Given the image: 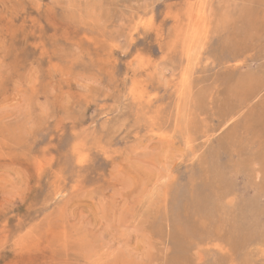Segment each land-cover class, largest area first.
Masks as SVG:
<instances>
[{
    "label": "rangeland",
    "instance_id": "rangeland-1",
    "mask_svg": "<svg viewBox=\"0 0 264 264\" xmlns=\"http://www.w3.org/2000/svg\"><path fill=\"white\" fill-rule=\"evenodd\" d=\"M0 264H264V0H0Z\"/></svg>",
    "mask_w": 264,
    "mask_h": 264
},
{
    "label": "bare ground",
    "instance_id": "bare-ground-1",
    "mask_svg": "<svg viewBox=\"0 0 264 264\" xmlns=\"http://www.w3.org/2000/svg\"><path fill=\"white\" fill-rule=\"evenodd\" d=\"M210 8V7H209ZM230 8V7H229ZM202 10V9H201ZM208 11V10H207ZM202 12V11H201ZM200 12V13H201ZM212 12V11H211ZM240 12H242V11H240ZM200 16H201V14H200ZM228 17V16H227ZM230 17V16H229ZM197 22V21H196ZM196 25V24H195ZM200 33V32H199ZM195 36V35H194ZM197 38V37H196ZM190 54H191V52H190ZM202 59V58H201ZM251 80V79H250ZM260 91V90H259ZM234 117V116H233ZM186 123V122H185ZM188 135V134H187ZM168 136V135H167ZM157 138V137H156ZM158 138H160L159 136H158ZM169 138V137H168ZM197 151V150H196ZM196 153V152H195ZM152 193V192H151Z\"/></svg>",
    "mask_w": 264,
    "mask_h": 264
}]
</instances>
